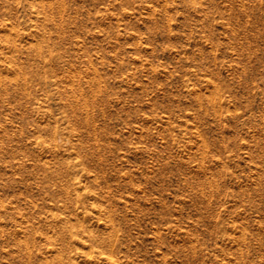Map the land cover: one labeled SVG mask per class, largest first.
Masks as SVG:
<instances>
[{"label": "rangeland", "instance_id": "obj_1", "mask_svg": "<svg viewBox=\"0 0 264 264\" xmlns=\"http://www.w3.org/2000/svg\"><path fill=\"white\" fill-rule=\"evenodd\" d=\"M0 264H264V0H0Z\"/></svg>", "mask_w": 264, "mask_h": 264}]
</instances>
